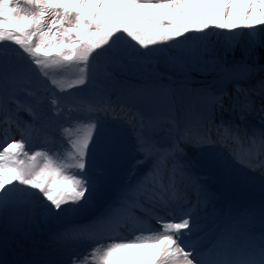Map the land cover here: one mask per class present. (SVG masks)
<instances>
[{"label":"snow or ice","instance_id":"obj_1","mask_svg":"<svg viewBox=\"0 0 264 264\" xmlns=\"http://www.w3.org/2000/svg\"><path fill=\"white\" fill-rule=\"evenodd\" d=\"M257 26H264V0H0V215L10 208L20 214L33 196L43 201L46 220L75 215L93 206L96 194L121 165L131 133L136 155L116 198L101 216L87 224L69 225L55 238L101 224H127L134 229L132 239L110 243L102 253L94 248L83 258L74 257L72 264H264V211L258 241L242 242L228 230L217 242L199 250L188 239L195 206L181 207L179 215L172 207L181 201L188 203L182 194L186 184H199L194 168L224 165L218 148H226L235 163L264 175V127L249 132L237 124L213 121L209 128L204 117L196 113L181 130L172 115L164 117L170 125L169 138L160 140L155 134L158 118L132 111L114 99L112 92L103 88L97 72L100 58L108 61L104 73L111 76V67H125V59L154 58L158 50L149 46L173 41L168 47L180 49L186 42L201 39L188 33L207 37L209 29H218L231 40L237 29H247L253 39L241 49L239 60L228 63V55H235V45L229 42L222 54L210 60L201 56L205 67L200 70L236 80L250 79L257 69L264 72V63L255 58L256 45H264V40L255 39L264 32V27ZM8 42L27 55L35 69L34 81H25L22 69L10 65V53L3 47ZM124 42L132 52L123 50ZM140 49L148 51L141 53ZM260 55L264 59V52ZM176 58L187 62L184 52L176 53ZM53 67L56 73L49 71ZM65 74L74 78H54ZM48 89H54L47 99L52 118L64 111L61 95L75 97V103L68 107L69 114L76 113L75 118L60 126L61 150L70 164L58 163L48 154L58 156L60 150L34 149L19 122L21 110L37 119V108L45 103L41 93ZM21 91L32 97L35 105L22 109L16 95ZM159 91L145 89L130 94L150 103ZM235 92L231 96L224 89L193 90L197 96L211 97V108L222 109L226 99L231 100L241 119L254 110L264 114V76L250 87L237 83ZM255 97L260 100L258 107ZM25 126L31 129L33 124L25 122ZM14 128L20 132L19 138L11 134ZM70 128L75 130L71 135ZM182 145L197 151L190 154ZM57 184L66 187L57 188ZM149 217L158 227L152 228L150 221L148 227L143 226Z\"/></svg>","mask_w":264,"mask_h":264},{"label":"rangeland","instance_id":"obj_2","mask_svg":"<svg viewBox=\"0 0 264 264\" xmlns=\"http://www.w3.org/2000/svg\"><path fill=\"white\" fill-rule=\"evenodd\" d=\"M236 33L235 38L231 40H229L228 33L218 29H209L207 37H204L201 33H188L186 35L199 36L201 38L200 42L206 44L205 47L207 48L212 47L216 55L222 54L229 42L235 45L237 58L232 54L227 57L228 63L231 64L233 59H240L241 49L246 48L253 39L248 35L247 29H237ZM180 39L183 41L184 38L181 37ZM255 39L257 41L264 40V32ZM196 42L199 43V41L186 42L180 49L168 47L169 44L174 43L173 41L167 42L165 45L149 46L158 50L154 58L146 57L137 59L134 62L125 59V67H111V76H106L104 73V65L108 61L100 58L97 61V72L102 86L112 92L114 99L127 105L132 111L138 110L158 118V127L155 129V134L160 140L169 138L168 129L170 125L165 122L164 117L172 115L180 122L181 130L185 121L196 113L204 117L203 123L209 128L214 126L213 121L216 123L223 121L227 124H237L241 128H247L249 132L264 127V114L258 110L246 113L244 119H241L238 109L234 110L232 108L231 100L226 99L225 107L222 109L219 107L211 108V97L197 96L193 93L195 89H206L213 92L224 89L231 96H235L237 83L242 87H250L255 81L264 76V72L257 69L250 79L239 80L218 75L216 72L202 73L200 69L205 65L198 55H201L203 60H210L211 58L205 57L206 54H201L200 45L195 47V50L192 48L191 44L194 45ZM3 47L10 53V65L22 69L21 76L25 81H34L36 79L34 66L19 46L8 42ZM123 50L132 52L127 46V42H124ZM147 51V49H140L141 53ZM178 52L185 53L186 63L178 61L176 58ZM262 52H264V45L258 43L255 48L256 60L261 58L260 54ZM17 53L20 54L17 55ZM195 54H197L196 58H194ZM132 55H135V53H132ZM152 60L163 67L162 72H159L160 74H156L155 70L151 71L150 64ZM184 64L190 68L185 71L187 72L186 76L182 73ZM49 71L56 73L57 70L53 67ZM167 73L176 75L178 78L170 75L167 77ZM54 78L68 80L74 77L71 74H65L55 75ZM179 78L181 80L177 82ZM145 89H159L160 91L150 103L130 94ZM52 92H54V89H48L41 93L44 96L45 103L37 108L39 115L36 120L32 119L28 111L21 110L19 112V122L22 129L25 130V136L30 137V143L34 149L60 150L58 156L52 152L48 154L52 155L58 163L70 164L71 161L65 159V153L61 150L63 141L60 136V126L69 125L72 118H75L76 113L69 114L68 112V107L75 103V97L71 93L61 95L60 106L64 111L59 116L52 118V110L47 104V99ZM16 95L21 101L22 109H26L30 104L35 105L33 98L24 92H18ZM243 99V97L240 98L241 102ZM255 99L258 107L259 97H255ZM170 104L172 105L171 109L169 108ZM25 122H31L33 127L31 129L26 128ZM74 131L70 128L69 134H73ZM176 134L179 135V132ZM182 147L190 154L197 151L191 145H182ZM216 151L219 152L224 165L221 167L198 166L194 168V172L199 177V184H196L197 186L193 185L188 192L185 187L182 190V194L186 196L188 203L181 201L179 206L177 204L172 205L177 214H180L181 207L187 209L195 206V212L193 213L194 226L191 237L188 239L199 250H204L217 242L218 238L228 230H231L242 242L245 236L246 242L250 238H261V212L264 211V175L260 170L249 171L232 161L226 148H218ZM135 155L132 136L129 133L126 141V153L121 165L113 172L109 183L96 194L95 204L80 210L75 215L66 214L59 219L46 220L42 215L43 201L39 196H33L30 203L27 204L31 209V215L29 219L30 234L26 235L20 230L10 231L6 227L5 221L6 218L8 219L7 213L10 209L5 212L2 215L3 230L0 231V243L9 242L10 247L17 255L16 264H72L74 257L83 258L86 253L94 248L102 253L105 246L110 243L129 242L134 234V229L125 224L121 227L123 231L118 229L114 236L109 237L105 231L112 225L105 224L84 232H73L67 236H60L58 239L55 237L69 225L87 224L104 213L106 206L116 198L118 188L126 179L127 169L131 166ZM71 170L74 171V169ZM55 187L65 188L66 186L57 184ZM199 189L205 195L203 201H197V198L193 195V197L189 196V193L193 192L199 194ZM149 221L152 228L158 227L156 221L151 218L144 221L143 226L148 227Z\"/></svg>","mask_w":264,"mask_h":264},{"label":"trees","instance_id":"obj_3","mask_svg":"<svg viewBox=\"0 0 264 264\" xmlns=\"http://www.w3.org/2000/svg\"><path fill=\"white\" fill-rule=\"evenodd\" d=\"M192 45V48L195 50V47H197L198 45H200L201 47H199L200 48V50L202 51V55L203 54H206L205 55V57H210L211 59L212 58H214V57H216V56H218V55H216L214 52H213V48L211 47V48H207V47H205V45L206 44H203V43H201L200 41H199V43H197L196 42V44H191ZM205 48H207V51H205ZM218 54V53H217ZM196 55L197 54H195V57L194 58H196ZM235 56V58H237L236 56L237 55H234ZM198 57H201V55H198ZM150 58V57H149ZM152 59V58H151ZM256 62L257 63H264V59H262V58H260V59H257L256 60ZM249 63H252V61H250L249 60ZM151 71H154L155 70V73L156 74H160L159 72L161 71L162 72V69H163V67H160L159 66V64H157V62H154V60H152L151 61ZM186 66V67H185ZM190 68H189V66L188 65H186V64H184L183 65V69H182V73L184 74V76H186L187 75V72H185V71H188ZM165 71V70H164ZM163 71V72H164ZM170 71V70H169ZM169 71H167V72H169ZM171 72V71H170ZM166 73V72H165ZM165 73H163L164 75H165ZM168 75H170V76H174V77H176V78H178L176 75H173V74H171V73H167V77H168ZM154 76V75H153ZM196 79H198V78H196ZM181 79L179 78L178 80H177V82L178 81H180ZM183 80H186V79H183Z\"/></svg>","mask_w":264,"mask_h":264},{"label":"bare ground","instance_id":"obj_4","mask_svg":"<svg viewBox=\"0 0 264 264\" xmlns=\"http://www.w3.org/2000/svg\"><path fill=\"white\" fill-rule=\"evenodd\" d=\"M20 121V120H19ZM22 124V123H21ZM22 128V127H21ZM24 130V129H23ZM25 131V130H24ZM12 134V133H11ZM13 135H15L17 138H19V136H20V132L19 131H16V133L15 134H13ZM229 158V157H228ZM193 185H195V186H197L196 184H192V183H188V184H186V186H185V188H187V192H188V190L193 186ZM186 190V189H185ZM195 196L196 198H197V201H200V200H202L203 201V199L205 198V195L203 194V192L201 191L200 192V189H199V194H198V192H193V193H189V196ZM192 196V197H193ZM180 213V212H179ZM177 215H179V214H177ZM194 219V218H193ZM148 220H150V218H148ZM156 224H157V222H155ZM146 224V223H145ZM120 226V225H119ZM119 226H117V225H114V224H112V226L110 227V228H108L106 231H105V233H107V235H108V237L109 236H114L115 234H116V232L115 231H112L111 232V229H115V227H118L119 228ZM130 226V225H129ZM3 228V221H2V215H0V231L1 230H3L2 229ZM119 231H121V230H119ZM17 236V235H16ZM259 239H257L256 241H258ZM243 242H246V239L244 238L243 239Z\"/></svg>","mask_w":264,"mask_h":264},{"label":"water","instance_id":"obj_5","mask_svg":"<svg viewBox=\"0 0 264 264\" xmlns=\"http://www.w3.org/2000/svg\"><path fill=\"white\" fill-rule=\"evenodd\" d=\"M14 212L16 213L15 210H14ZM26 219H27V213H26L25 210H23V212L21 211L20 214H17V220L19 221V223L10 222L9 225H10L11 229L21 228V229L25 230V228H26ZM4 248H6V246H4L2 249H4ZM1 250H0V252H1ZM7 256L10 258L9 255H7ZM9 258L6 259L5 263L6 264H13L14 263L13 257H11L10 259Z\"/></svg>","mask_w":264,"mask_h":264}]
</instances>
